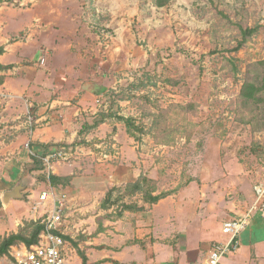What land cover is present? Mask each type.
Returning <instances> with one entry per match:
<instances>
[{
  "label": "rangeland",
  "instance_id": "rangeland-1",
  "mask_svg": "<svg viewBox=\"0 0 264 264\" xmlns=\"http://www.w3.org/2000/svg\"><path fill=\"white\" fill-rule=\"evenodd\" d=\"M72 1L75 13H68L66 4L70 2L39 0L36 9H30L33 12L22 19L39 14L47 21L54 17L52 8L63 9L61 29L69 34L76 30L67 43L74 50L84 48L85 65L94 71L90 74L88 70L89 79L102 77L106 83L101 110L87 117L93 122L100 113L111 111L132 118L133 135L127 132L143 158L141 175L157 180L158 193L173 192L159 207L162 212L172 210V220L168 224L154 220L153 230L143 238L146 242L133 236L138 220L131 214L118 230L112 229L119 241L130 235L129 244L138 247L125 253L120 264H172L174 260L181 262L177 252L183 250L188 254L187 264H201L215 243L228 239L223 222L247 212L257 199L256 187L264 188V102L248 105L240 98L250 63L264 59V0H165L163 4L162 0ZM249 26L260 28L236 50L243 38L242 28ZM5 103L0 99V119ZM33 109L31 106L28 111ZM113 134L102 133L84 148L57 146L51 161L41 159L23 166V173L28 171L35 182L25 189L27 198H13L0 207V239L19 231L21 226H12L17 218L36 215L30 219L42 222L47 217L53 206L51 195L32 210L42 191L66 194L67 186L51 184L50 173H64L71 167L78 175L83 171L91 175L101 167L99 163L112 168L121 164L122 154L117 153L120 150L114 146ZM14 138L10 132L0 131V167L17 149L6 147ZM73 150L78 153L73 154ZM137 157L131 156L132 162L136 163ZM73 160L81 162L74 164ZM23 173L12 181L7 172L0 177V205L2 190L12 188ZM82 177L83 188L93 192L90 202L95 204L103 197L98 206L103 223L116 220V211L124 203H143L154 213L153 205L145 204L141 193L126 194L127 184L133 181L106 185L107 181H84ZM112 187H119L113 192L114 204L104 209L101 204ZM83 199L82 205L87 198ZM66 207L62 226L66 235L79 243L90 262L105 263L102 256L106 252L101 246L110 239L103 236L104 242H100L93 238L99 234H95L99 216L92 229L93 223L70 214L74 204ZM98 209L90 213H98ZM160 209L155 213L157 218ZM85 215L80 212L79 217ZM254 235L263 240L264 229H256ZM154 243H159L154 252L143 247ZM67 250L73 264H82L78 248L70 240ZM237 252L243 258L240 264H249V249Z\"/></svg>",
  "mask_w": 264,
  "mask_h": 264
},
{
  "label": "crops",
  "instance_id": "crops-1",
  "mask_svg": "<svg viewBox=\"0 0 264 264\" xmlns=\"http://www.w3.org/2000/svg\"><path fill=\"white\" fill-rule=\"evenodd\" d=\"M38 1L1 0L0 2V48H3L0 53V64L2 65L0 67V77H3L0 82V99L6 102V106L4 105V109L1 111L0 126H3V128H0V131L5 130L14 134L15 138L10 139L11 142L6 147L17 148L14 150L13 155L8 158V161H5V165L0 167V177L2 178L7 172L11 181L23 173V166L27 164L29 166L32 161L35 162L31 156V151L33 153L35 151L29 145L27 146V143L31 142L32 145H37V143L55 144L57 146L71 145L80 139L79 130L82 125L85 122H92L87 115H95L101 110L103 97L107 91L106 83H103L102 77L96 78V81L89 79L88 73L90 72L91 74L94 71H92L93 69L89 70L85 65L84 48L80 47L74 50L67 43L69 40L72 41V37H75L76 30L69 34L65 29H61L62 25L59 22V16L64 14L63 9L56 10L52 8L51 14L54 17L49 18L47 21L39 14L33 15L29 20L22 19L24 14L33 12L30 9H36ZM54 1L70 2V4H66L67 9H69L68 13H75L72 12V0ZM8 4L11 5L9 6ZM29 49H33L32 52ZM31 106L34 107L32 111L33 119L29 121L27 113H29L28 108ZM21 116H25V119L20 120ZM118 121L116 117H109L104 123L90 129L85 136L88 143L80 146L83 148L89 146L97 137L101 138L102 133L114 132L111 138L115 141L114 146H117L120 150L117 153L122 154L121 158L123 160L121 164L113 165L112 168L110 164L99 163L98 165L101 167L97 171L93 170L91 175H86V171L78 175V172L72 171L71 167L64 173H55L58 175L74 174L71 182L66 185V206L71 208L74 204L75 208L70 214L76 215L80 221L93 223L92 229L95 228L97 216L102 214L98 206H100L103 197L101 196V199L95 204L90 202L89 199H91L93 192L83 188L84 182L81 183L82 176H84V181L85 179L98 182L107 181L108 184L106 185H115L125 184L128 180L135 181L141 176L143 170V158L140 155L141 152L136 149L138 147L135 145L134 138L127 132L125 123ZM23 141L26 142L24 146ZM95 145L100 144L95 143ZM69 148L72 149L73 147L69 146ZM72 152L73 154L78 153V151L74 150ZM104 154L105 156L113 157V154L106 152ZM134 155L138 156L137 160H135L136 163L132 162L131 156ZM38 157L40 158V155ZM99 159H102V156ZM73 162L74 164H80L81 161L73 160ZM120 179H126V181L121 183L115 181ZM77 181L81 184L77 183ZM6 190L8 189L2 190V196ZM31 191L30 196L32 197L33 190ZM54 193L58 197L62 196V192L59 194ZM102 193L105 194V191L103 190ZM170 196L152 204L154 208L153 214L152 209L142 205V203L139 205L142 208L138 211L127 210L120 218L113 221L107 220L104 223L107 229L93 237L96 240H100V242H104L101 241L103 236L110 239L106 245L101 246L106 252L102 256L105 261L102 264L123 263L125 253L128 251L133 253L134 250L138 249L137 245L129 244L130 235L123 237V242H121L119 241L121 240L120 237H116L112 233V229L118 230V226L124 220L129 219V216L133 215V218L135 217L138 220V228L134 231L135 235L133 236H137L138 239L141 238L143 241H145L143 238L153 230L150 226L154 220L168 224V221L172 220V210L171 212H162L159 207H162V204L169 200ZM27 197L28 195L25 193V198ZM49 197L50 195L46 200ZM84 197L87 200L82 205L81 201L85 200L83 199ZM12 199L7 203L3 200L0 207L3 204H9ZM145 204L152 206L146 202ZM78 205L80 207H76ZM94 209H98L99 212L96 213L95 210V213H90L94 212ZM159 209L161 213L159 214L160 217L157 218L155 215ZM80 212L86 214L84 218L79 217ZM35 216L17 218L12 226L19 228L22 226L21 222L23 220L30 221L32 220L30 218H36ZM8 222L12 224L9 220ZM256 229H264V208L261 207L255 208L248 225L241 232L239 249L241 251L249 249V264H264V247H262L264 246V239L262 240V238L254 235ZM91 243L97 244L94 241H91ZM158 244H145L143 247L154 252ZM178 254L181 257V262L180 260H174L172 264H187L188 254L184 250L180 253L177 252ZM242 259V256L235 252L223 257L221 264H240ZM91 262L95 263V261Z\"/></svg>",
  "mask_w": 264,
  "mask_h": 264
},
{
  "label": "trees",
  "instance_id": "trees-1",
  "mask_svg": "<svg viewBox=\"0 0 264 264\" xmlns=\"http://www.w3.org/2000/svg\"><path fill=\"white\" fill-rule=\"evenodd\" d=\"M6 1H10V0H6ZM164 2L166 1L162 0L161 4H163ZM259 28L260 27L258 26L255 27L249 26L246 28H242L243 38L238 41V44L235 47V49L239 50L243 48L246 45V43L249 40H251L253 35L257 33ZM2 51L3 48L1 47L0 53ZM0 67H2L1 64ZM252 69L253 70L255 69V72H253ZM2 79L3 77L1 76L0 82L2 81ZM240 98L242 99L244 104H248V105H255V103L257 102H264V59L250 63L247 75L244 79V83L241 89ZM192 106L193 105H191V107ZM181 107H183V105ZM99 115L100 116L96 117V119H94L93 122L91 123L85 122V124L82 125L81 129L79 130L80 139L72 143L71 146L83 145V144L86 145L88 142L86 141L85 136L89 132V130L104 123L109 117H116L119 120L124 121L127 126V131L131 135H133L131 131L132 118L120 114H115L111 111L100 113ZM29 146L31 147L32 150L35 151V155H33L35 162H40L41 159L43 162L44 157L56 153L54 147H56L57 145L45 144V143H37V145H32V143L30 142ZM37 155L38 156L40 155V158ZM72 178L73 175H58L55 173L49 174V181L54 186H58V185L66 186L71 182ZM118 189L119 187H112L107 192V195L101 204L104 209H107L112 204H114V201H112L113 192ZM157 191H158L157 180L148 177L146 175H141L135 181L127 184L126 194L134 195L136 193H141L144 202L149 204H155L158 203L161 199H164L173 193L172 191H162L159 193ZM141 208L142 207L139 206L137 203H124V205H122V209L116 211L115 219L120 218L127 210L138 211ZM97 222H98V228L95 232L96 235L106 230V227L103 223V217L99 216L97 218ZM29 229H30V233L27 234L26 232ZM43 229H44V224L40 220L26 221L25 225L21 226L18 232H12L9 235L4 236L3 238L0 239V253L7 252L8 249L14 244L25 243L27 245H32L37 243L39 240V235L43 231ZM64 238L73 242V244L78 248L79 254L82 258V264H98L96 262L95 263L90 262L88 255L83 250L80 249L79 243L75 241L71 236L65 235Z\"/></svg>",
  "mask_w": 264,
  "mask_h": 264
},
{
  "label": "built area",
  "instance_id": "built-area-1",
  "mask_svg": "<svg viewBox=\"0 0 264 264\" xmlns=\"http://www.w3.org/2000/svg\"><path fill=\"white\" fill-rule=\"evenodd\" d=\"M28 119L29 121L33 119L30 111ZM31 153L35 155L32 151ZM53 155H47L43 160L49 162ZM256 194L257 199L253 207L244 214L223 222L222 229L229 237L226 241L217 242L210 248L203 264H221V260L226 254L238 251L241 244V232L248 225L253 211L257 207L264 208V188L262 186L256 187ZM49 195L52 196L53 206L47 217L42 221L44 229L39 235L38 242L32 245L25 243L12 245L7 252L0 253V264H73L67 250V239L64 238L66 233L62 229L66 195L58 197L53 191H51V194L43 191L40 200L35 203L32 210L38 209Z\"/></svg>",
  "mask_w": 264,
  "mask_h": 264
},
{
  "label": "water",
  "instance_id": "water-1",
  "mask_svg": "<svg viewBox=\"0 0 264 264\" xmlns=\"http://www.w3.org/2000/svg\"><path fill=\"white\" fill-rule=\"evenodd\" d=\"M35 179L28 171L23 173L21 179L15 183V185L6 190L3 195V200L7 203L12 198H25V189L34 184Z\"/></svg>",
  "mask_w": 264,
  "mask_h": 264
}]
</instances>
